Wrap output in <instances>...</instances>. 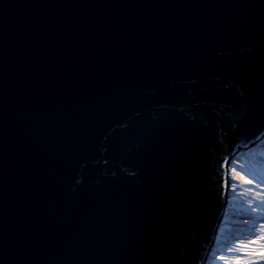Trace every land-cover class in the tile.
<instances>
[{"label":"water","instance_id":"1","mask_svg":"<svg viewBox=\"0 0 264 264\" xmlns=\"http://www.w3.org/2000/svg\"><path fill=\"white\" fill-rule=\"evenodd\" d=\"M263 134L264 0H0V264H208Z\"/></svg>","mask_w":264,"mask_h":264},{"label":"rangeland","instance_id":"2","mask_svg":"<svg viewBox=\"0 0 264 264\" xmlns=\"http://www.w3.org/2000/svg\"><path fill=\"white\" fill-rule=\"evenodd\" d=\"M263 145L264 139L244 154L245 164L237 162L238 166L228 168L232 194L230 211L225 229L211 249L209 264H264V199H260L263 197L264 161L260 160L258 171L251 164L254 159L264 158ZM247 216L254 221L257 218L250 233L243 228Z\"/></svg>","mask_w":264,"mask_h":264},{"label":"clouds","instance_id":"3","mask_svg":"<svg viewBox=\"0 0 264 264\" xmlns=\"http://www.w3.org/2000/svg\"><path fill=\"white\" fill-rule=\"evenodd\" d=\"M264 135V134H263ZM262 135V136H263ZM261 136V137H262ZM264 138H262L261 140H263ZM258 142V141H257ZM260 142V141H259ZM258 142V143H259ZM255 143L256 142H254L252 145L254 146L255 145ZM257 143V144H258ZM256 144V145H257ZM264 146V145H263ZM252 146H250L249 147V149L251 148ZM248 149V150H249ZM248 150H246V151H244V152H242L241 154H240V156L239 157H237V158H235L234 160H233V162L231 163V164H229L228 166H227V172H228V178H230V176H229V167H232V166H238V164H237V162H243L244 164L246 163V158H245V156H244V154L246 153V152H248ZM257 171V170H256ZM260 172H262V171H260ZM262 186H263V197H264V177L262 178ZM260 182H261V180H260ZM230 186H231V183H230V179L227 181V183H226V190H227V193H226V196H225V198H227V199H229V201H230V198L228 197V196H232V194L229 192V189H230ZM263 197H261L260 199H264ZM228 208V207H227ZM230 210H229V208H228V212H229ZM214 248V247H213ZM211 253H212V251H211ZM206 257H207V255H206ZM207 261H208V259H207ZM208 264H209V261H208Z\"/></svg>","mask_w":264,"mask_h":264},{"label":"bare ground","instance_id":"4","mask_svg":"<svg viewBox=\"0 0 264 264\" xmlns=\"http://www.w3.org/2000/svg\"><path fill=\"white\" fill-rule=\"evenodd\" d=\"M260 160H263L264 161V158H258V159H254L253 162L251 163L252 164V167L258 171V167L257 165H259V163L261 162ZM262 171V170H260ZM255 204V203H254ZM256 212V211H255ZM261 217V216H260ZM247 219L245 221H243V228H245L249 233L251 232V229L254 228V226L256 225L257 223V218L256 220L254 221L252 217L250 216H247L246 217ZM248 220V221H247ZM247 221V222H246Z\"/></svg>","mask_w":264,"mask_h":264}]
</instances>
